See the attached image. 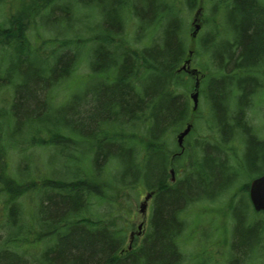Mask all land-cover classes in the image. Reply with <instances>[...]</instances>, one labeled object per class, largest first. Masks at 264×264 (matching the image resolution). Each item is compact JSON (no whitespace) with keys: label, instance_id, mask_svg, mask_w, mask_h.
<instances>
[{"label":"trees","instance_id":"trees-1","mask_svg":"<svg viewBox=\"0 0 264 264\" xmlns=\"http://www.w3.org/2000/svg\"><path fill=\"white\" fill-rule=\"evenodd\" d=\"M95 1L106 10L104 26L106 32H111V20L119 13L117 3H114L115 0ZM32 2L40 15L44 5L41 7L39 0ZM136 2L142 5L149 20L161 13L160 9L153 10L156 0ZM150 5L153 6L151 10ZM232 17L237 47L233 48L229 44L224 46L228 52L226 55H230L231 64L238 57H241L240 62L243 63L254 62L264 56V12L258 7L256 0H236ZM28 19L29 12H26L20 19H16L13 14L7 21H0V92L13 91L7 108L0 107L3 110V117L0 118V228L2 230L6 223L10 225L14 222L13 219L8 220L14 200H19L20 196L27 193L41 191L40 197L44 196L41 215L47 216L45 223L50 228L52 226L55 232L53 241L47 245V238L42 237V233H32L30 228L19 226L17 231H9L0 240V264H24L26 261H30V264H139L140 261H145L146 264L173 263L175 255L179 253L177 251L175 254L174 240L176 241V236L185 225L181 217L183 206L191 199L219 192L231 181L223 160L224 155L221 154L224 150L211 146L201 164L194 163L191 171L186 169L185 178L177 184H167L169 156L157 142L159 133L168 125L179 123L186 111L184 100L170 91L173 85H186L171 76L185 55L178 39L181 28L176 22L169 21L158 46L148 50L151 64L143 79L138 78L143 80L140 90L135 89L134 83L139 72H132V65L126 63L122 68L116 67L121 72L113 70L109 79H96V84L88 93L73 95L66 105L58 109L57 116L49 111L47 96L54 89L53 83L67 70L65 66L70 65L69 59L62 57L57 64L44 66L40 47L35 45L36 48H32L25 38V32L31 25ZM16 20H19L18 24ZM45 42L46 40L43 43ZM106 65L94 63V67L98 69L97 74ZM251 82V79H243L241 82L246 92L250 89ZM210 93L221 135L229 137L233 134L234 127H238L246 137L247 172L249 175H258L261 169L264 170V141L251 137L245 127L236 126L238 121L235 118H226L222 96L227 90L222 81L217 80L211 86ZM227 119L233 123L230 127ZM37 124L41 127L50 125L48 128L65 126L70 134H75L86 151L95 155L92 157L95 164L108 159L119 163L122 172L118 175L120 179L116 183V192H119L120 183L127 173H130L127 177L133 185L139 184L143 178L146 185L157 188L151 233L139 250L128 253L123 258L116 255L122 238L115 222L116 216L107 222L99 217L96 221L86 218L88 224L92 220L96 226L86 225L85 218L77 219V215L85 212L92 203L90 199L84 201L81 196L82 192H86V181L83 180V184H80L74 179H44L41 187L33 181L20 183L8 174L5 157L11 142L6 141L7 136H14L18 131ZM140 130L143 132H137ZM4 131L10 134L5 137ZM39 132L40 130L34 129L29 135L34 145H47L51 142L42 139ZM53 138L64 139V136L55 134ZM93 189L96 190L93 192L95 194L88 192V197L94 196L98 203L109 194L107 187L101 183L93 185ZM76 206H81L83 211L75 210ZM38 213L39 210L35 215ZM70 215L76 216L68 219ZM29 221L35 224L34 217ZM257 230L256 225L237 230L235 248L244 252L240 253L243 257L260 237Z\"/></svg>","mask_w":264,"mask_h":264},{"label":"bare ground","instance_id":"bare-ground-1","mask_svg":"<svg viewBox=\"0 0 264 264\" xmlns=\"http://www.w3.org/2000/svg\"><path fill=\"white\" fill-rule=\"evenodd\" d=\"M10 1L8 0L9 3ZM156 1L158 3L156 2L155 8L150 5L149 10L153 8V10L157 9L159 11L160 9L161 13H158L155 18L149 20L147 13L143 12L144 8L142 5L140 8L132 3L131 0H115L114 3H117L119 13L111 20L113 27H108L111 32H106L107 29L104 26L107 12L95 0H39L44 5L43 11L47 17H52V11L55 6H67L65 7L66 14L55 16V24L59 30L58 35L45 33L43 21L40 20L37 14L38 9L33 6L32 0H19L13 7V13L16 19H20L24 13L29 12L31 25L30 29L25 32V38L32 48H36L33 32L43 40H46L45 47L39 50L40 55L44 59L42 62L44 66L49 64L55 65L57 62H60L62 57L69 59L70 65L65 66L67 70L53 83L54 89L70 79L84 62L88 64L90 58L87 56L92 55L91 70L84 75V89L79 91L77 89L78 87L76 89L74 88L72 95L63 101L64 104L57 108H52V91L48 93L49 111L57 116H59L58 109L66 105L73 95L88 93L91 87L96 84V79H101L102 81L109 79L113 70L116 69L118 72H121L116 67L122 68L126 63L132 65V72H139L134 83L135 89L140 90L143 80L140 81L138 78L143 79L145 71L149 69V65L151 64L148 60V50L156 45L158 46V41L163 37L169 21H174L178 24L179 28H181L178 33V39L182 43L183 53L185 55L180 64L174 68V74L172 73L171 76L179 83H186V85H173L170 91L174 96H179L184 100L186 111L179 123L168 125L158 136L157 143L169 156L166 169L167 184H177L186 177L187 168L191 171L193 170L194 163L201 164L205 160L209 147L216 146L221 150L224 143H227V146H224L225 150L221 154L224 155L223 160L226 163L225 167L231 181L226 188L221 189L219 192L213 195L204 194L191 199L183 206L181 209V217L185 221V225L176 236V241L174 240L175 254L177 251L179 253L175 255L176 259L171 264H184L182 261L184 259L183 248L185 240H189L188 244L193 250V260L189 264H213L212 258L209 257V253L211 252L223 255V257L225 254H228L223 264H242V261L245 264H259L256 261V257H242L243 253L237 251V248H235V234L240 227H244V220L250 216L259 219L262 212L256 209L251 196L254 175H249L247 172L248 166L245 159L247 147L246 137L241 131H238L237 140L232 142L228 137L225 138L222 135L216 136L214 134V131L219 129V124L210 90L211 86L217 80H222L221 75L219 76L221 49L226 44L233 46V48L237 47L235 30L231 24L234 18L230 11L229 17H226L227 9L223 8L222 5H219L215 10L211 9L209 11L203 8H197L192 14L203 17L204 23H200L199 21L197 28H187L189 14L180 9L175 10L171 6L174 1L178 0ZM13 4L14 2H12ZM257 4L260 10L264 12V1L258 0ZM90 8H95L98 11L90 12ZM207 14L211 16L208 20L205 19ZM134 17L139 18L138 30L135 36L137 41L135 44L128 42V36L126 34V29ZM7 19L6 17L0 18V21H7ZM210 19H212V22ZM66 20L71 22L72 29H70ZM18 23L19 20H16V24ZM96 24L98 25V29L92 32ZM87 30H90L92 35H94L92 36L91 43H86L81 38V34ZM134 45L138 50H134L135 48L133 49L131 47ZM142 46L143 48H140ZM261 58L264 59V56H261ZM98 61L100 62L98 63ZM94 63L100 66L107 65L104 70L97 74L98 69L94 67ZM234 85L239 86L234 81L228 82L226 86L231 88ZM9 92L12 98V89ZM58 102L61 104L60 101ZM227 123L229 127L232 125L228 119ZM49 126L41 127L38 124L29 126L22 131H18L14 136H7L10 134L8 131L3 132L6 133L3 136H7L8 140L6 141L11 142V145H8V153L5 157L8 174L20 183L26 184L29 181H33L41 187L44 179L62 181L74 179L76 182H80V184H83L81 181H86L84 183H87L88 186L85 189L86 192H82L81 196L82 199L84 198V201L90 199L92 203L85 212L77 215V219L85 218L86 225L90 226V224H95L94 226H96L95 221L98 217L105 219L104 221L107 222V220H111L116 216L115 222L122 236L116 255L123 258L128 253L139 250L143 246L146 237L151 233L155 200L158 195L157 188L146 185V181L143 178H141L139 184L133 185L131 183L132 181L128 180L127 177L130 173H127L126 178L122 179L123 181L120 183L119 192H116V183L120 179L118 175L122 172V167L119 163L115 160L108 159L100 164H95L93 161L94 158H92L95 155L90 154L89 151L84 149V145L78 142L75 134L74 136L70 134L68 129L62 125L56 128H48ZM141 127L144 131V127ZM33 128L37 131L40 130L39 134L42 139L45 138L51 141L47 145H37L38 147L47 149L52 147L56 150L55 154H60V157H66L67 161L73 164V166H66V170L62 176L53 178L48 175L49 172L44 171L43 173L38 169L34 173L37 175L33 177L28 173L17 178L14 171L9 167L11 155L15 151L23 155L26 150L20 144L17 146V143H20L16 139L17 136L27 129L29 137L30 133L34 131ZM127 129L129 130L130 128L127 127ZM142 130L137 132H143ZM186 130H188L187 133L183 135ZM55 134H62L64 139L58 138L55 140L53 138ZM30 146L33 147L35 145L31 142ZM13 148H16V150H13ZM67 172H70V175L64 177ZM263 175L264 172H260L258 178ZM100 183L107 187L109 194H106V197L102 198L103 201L98 203L94 196L88 197V192L94 195L95 193L93 192L96 190L93 189V185ZM125 187L127 189V195L122 193L126 191L123 189ZM40 192L27 193L20 196L19 200H14L11 203V213L8 220L13 219L14 222L10 225L8 223L4 225L0 231V240L5 238L9 231H17L18 228L23 227L30 228L32 233H42V237L47 238V245L53 241L55 231H53L52 226L50 228L45 223V217L47 216L41 215L42 211L40 208L44 204V196L42 198L40 197L42 199V201L40 199L41 205L36 203L37 205L35 206L36 209L40 205L37 208L39 210L38 215L32 214L30 218L32 219L34 217L35 224L29 221V215L24 212L23 205H20L22 204L21 199L23 197H31L33 193L42 195ZM100 192L102 191L100 190ZM131 193L139 198L143 194V199L140 201L138 209L142 220L135 221V205L130 207L127 204V199H129ZM144 203L146 204L145 211L142 210ZM74 209L78 212L83 211L81 206H76ZM92 209H95V211L92 212ZM206 212L210 213L212 217L209 219L207 226L213 220L216 221L217 218L220 220V226H216L217 229L211 230L215 227L214 225H212L214 226L212 228H207L203 223L200 226L199 235L197 237L192 236L196 214H205ZM75 216L70 215L68 219H72ZM86 218L95 221L91 220L88 224ZM240 218L242 221H240ZM210 230L211 234L213 231H217L218 237H216V241L209 239L208 234ZM203 244H207L208 248L214 247L215 249H210L209 253L206 250L201 252L200 249L204 248L202 246ZM24 257L27 258V255H24ZM24 264H30V261H26ZM139 264L146 263L145 261H140Z\"/></svg>","mask_w":264,"mask_h":264},{"label":"rangeland","instance_id":"rangeland-1","mask_svg":"<svg viewBox=\"0 0 264 264\" xmlns=\"http://www.w3.org/2000/svg\"><path fill=\"white\" fill-rule=\"evenodd\" d=\"M18 1L19 0H11L9 3L8 0H6V6H3V5L0 6V14H1L2 10L4 12V14L0 15V18H5L10 12L14 11L13 7L18 3ZM12 2H14L13 5H12ZM60 4H62V3H60ZM136 4H137V2H136ZM137 5H138V7L141 8L140 3H138ZM65 7H67V6H65ZM65 7L64 6H55L54 7V9L52 11V17H51L50 23L55 22V16L56 15L58 16L59 14H66L65 13V9H66ZM138 7H137V9H138ZM97 11L98 10L95 8H90V12H97ZM138 19L139 18L134 17V19L130 22V24L128 25V28L126 29V34L128 36L127 39H128L129 43L135 44L137 41L135 36H136V32L138 30ZM45 20H46V17H45ZM95 28L98 29L97 24L95 25ZM93 32H95V31H93ZM53 34H55V31ZM92 36H94V35H92L90 30H87L86 32L84 31L81 34V38L83 40H85L86 38L92 37ZM143 46L140 48H143ZM131 47L134 49L135 45L131 46ZM134 50H138V49L135 48ZM91 56L92 55L87 56L88 58H90L88 64L86 62H84L83 65L79 66L78 70H76V72L72 75V77L70 79H68L66 82H64L59 87L57 86L56 89L52 90V99H53L52 108H57L60 105L64 104L63 101L72 95L74 88L76 89L78 87L77 89L79 91L84 89V87H85L84 75L87 74V72H90V70H91V68H90L91 62H92ZM81 76H83V77H81ZM10 99H11V94L9 91L0 92V107L1 108L2 107L7 108ZM58 101H60L61 104ZM2 117H3V110H0V118H2ZM27 132H28V130L26 129L25 132H22L20 134L18 133L19 135L17 134L18 136L16 138L17 140L20 141V143H17V145L20 144L21 147L26 148L25 153L23 155H20L19 152L15 151L14 154L11 155V157L9 159V162H10L9 167L11 168L12 171H14L17 178H19L22 175L28 174V173L33 177L34 175H37L34 173H36V171H38V169H40L39 171H41L43 173H44V171L49 172L48 175L52 176L53 178L59 177V176H62L64 174V172L66 170V166H73V164H71L70 162L67 161L66 157H60V154H55L56 150H54V148H52V147L50 149L38 147L37 145L31 147L30 146V143H31L30 137H28ZM13 150H16V148H13ZM69 175H70V172H67V174L64 177L69 176ZM123 189H125L126 191L125 192L121 191V192L124 195H127L126 187ZM142 195L139 198V197H137L131 193L129 199H127V204L130 207H133L135 205V215H134V216H136L135 221L136 220H142L141 214L138 213L139 203L143 199ZM40 196H41L40 194L33 193L31 195V197L26 196V197H23L21 199L23 208L25 209L24 212H26L29 215V220H30L32 214H35V212L36 213L38 212V210L36 211L35 206L37 204H40V199H41ZM41 201H42V199H41ZM93 211H95V209H92V212ZM210 218H212V217H211L210 213H208V212H206L205 214L197 213L195 216V221H194L195 225H193V229H192V236L197 237L200 233V226L203 223L207 226ZM219 221H220L219 218H217L216 221L213 220L209 224V226H207V228H212L215 226L211 230L217 229V227L220 226ZM212 225H214V226H212ZM211 230L208 234V237H209V239L216 241L217 240L216 237H218V233H217V231H213L211 234ZM0 231H1V229H0ZM188 241L189 240H187V241L185 240V242H184V248H183L184 259L182 261V263H184V264H189L193 260V250L189 246ZM260 243H261V239H259L257 244L260 245ZM202 246L204 248L200 249L201 252H204L206 250L209 253L210 249H215L214 247L208 248L207 244H203ZM241 252L244 253L243 251H241ZM214 253L215 252L209 253L210 254L209 257L212 258L213 264H220V262H221V264H223L225 258L228 256V254H225V256L223 257V255H219L216 253L214 254ZM256 261L259 264L263 263L259 256H256ZM242 264H245L244 261H242Z\"/></svg>","mask_w":264,"mask_h":264},{"label":"flooded vegetation","instance_id":"flooded-vegetation-1","mask_svg":"<svg viewBox=\"0 0 264 264\" xmlns=\"http://www.w3.org/2000/svg\"><path fill=\"white\" fill-rule=\"evenodd\" d=\"M258 0H256L257 2ZM264 1V0H261ZM203 9L209 11L215 10L219 5L227 9L226 17H229L230 13H234L236 7V0H202ZM211 16L207 14L205 19H209ZM199 19L200 23H204L203 17L194 14L193 20ZM212 22V19H210ZM225 47L221 50V57L219 61V76L221 75V81L225 84L227 93L222 96V106L225 108L226 118H235L236 126H243L249 132L251 137L256 140L264 141V59L259 57L254 62H240V59L231 64L230 55H226ZM236 58V57H234ZM260 69V70H259ZM243 79H251V87L246 92L241 86ZM236 82L239 86L227 87L228 82ZM231 122V121H230ZM232 123V122H231ZM233 124V123H232ZM238 127H234L233 134L228 137L232 142L237 140ZM220 130V129H219ZM221 134V133H220ZM264 172L263 169L260 170ZM256 225L258 230L257 234L260 237L256 242L250 246L246 256H249L255 248L258 247V241L261 239L260 247L261 252L264 253V213L261 212L259 219L254 216H250L244 220V228H249ZM261 258V257H260ZM262 260V258H261ZM264 260V258H263Z\"/></svg>","mask_w":264,"mask_h":264},{"label":"water","instance_id":"water-1","mask_svg":"<svg viewBox=\"0 0 264 264\" xmlns=\"http://www.w3.org/2000/svg\"><path fill=\"white\" fill-rule=\"evenodd\" d=\"M186 130L184 134L187 133ZM251 196L253 203L258 210H264V175L262 177L256 178L252 182L251 186ZM146 204L142 205V210L145 211Z\"/></svg>","mask_w":264,"mask_h":264}]
</instances>
